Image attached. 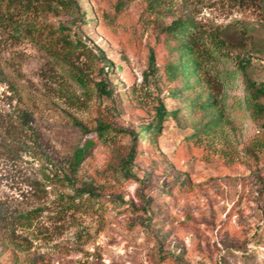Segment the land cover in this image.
<instances>
[{
	"label": "rangeland",
	"instance_id": "374dc122",
	"mask_svg": "<svg viewBox=\"0 0 264 264\" xmlns=\"http://www.w3.org/2000/svg\"><path fill=\"white\" fill-rule=\"evenodd\" d=\"M77 1L85 17L61 8L45 21L113 62L76 52L86 86L29 37L0 30V131L16 128L0 133V264H264V113L247 105L242 71L250 57L264 80L263 15L233 0ZM179 17L199 26L198 88L218 108L199 129L170 116L140 141L159 100L183 105L162 64L174 43L163 29ZM152 55L159 79L146 77Z\"/></svg>",
	"mask_w": 264,
	"mask_h": 264
},
{
	"label": "trees",
	"instance_id": "16d2710c",
	"mask_svg": "<svg viewBox=\"0 0 264 264\" xmlns=\"http://www.w3.org/2000/svg\"><path fill=\"white\" fill-rule=\"evenodd\" d=\"M240 5L251 7L258 11L264 17V0H233ZM75 8L80 11L81 16L85 17L84 12H81L77 0H0V30L7 31L13 36L25 35L36 43L40 49L49 54L51 59L60 65L70 66L68 69L72 72V76L79 83L86 86L87 76L79 69L71 68V58L78 51H86L91 57L98 56L105 61L106 67L113 66V62L105 58L104 54L99 50L95 54V49L89 47L80 37H76L72 30L68 27H63L60 34L57 35L51 26L45 21V17L55 9ZM89 13L94 16L92 7L89 8ZM164 32L167 33L168 40L174 42L173 46H169V56L165 62L164 75L167 80L174 84L172 95L182 101L183 105L174 110H167L162 101L159 100L154 108L153 117L150 123L144 124L134 138H139L140 141L147 139L153 140L160 133L163 123L174 117L180 126L185 127L193 122L195 129L202 126L203 120L213 122L214 118L211 115L217 110L216 100L206 96L199 90L197 72L199 69L198 42L200 37L196 34L199 32V26L189 17H179L173 21L171 25L166 26ZM261 52V50H258ZM250 57L242 64V71L245 80L246 103L257 114L264 113V80L257 81L249 72ZM151 70L146 73V77L150 76L158 78L154 57L150 58ZM102 72L107 71L103 68ZM150 73V74H149ZM160 77V76H159ZM159 79V78H158ZM0 81H5V73L0 60ZM100 93L110 95L111 91L105 80L96 83ZM199 90V91H198ZM201 117L198 122L195 120ZM76 126L80 127L84 132L88 129L76 119H73ZM4 130L0 133L4 136H13L16 133L15 124L3 122ZM100 123L97 136H102L106 127ZM193 132L194 134L197 133ZM193 134V135H194ZM95 138H87L82 146L75 149L69 170L63 172V181H73L74 173L79 167L81 161L90 153ZM127 164L132 161V152L127 158ZM127 164L125 170H127ZM6 249V247H4ZM3 248V249H4ZM0 256L2 252H0ZM243 264H260L254 262V259L245 258Z\"/></svg>",
	"mask_w": 264,
	"mask_h": 264
}]
</instances>
